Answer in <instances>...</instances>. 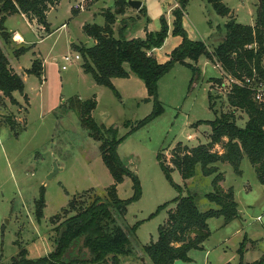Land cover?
Wrapping results in <instances>:
<instances>
[{
  "label": "rangeland",
  "instance_id": "1",
  "mask_svg": "<svg viewBox=\"0 0 264 264\" xmlns=\"http://www.w3.org/2000/svg\"><path fill=\"white\" fill-rule=\"evenodd\" d=\"M92 1L88 10L73 15V0H61L47 13L46 21L52 34L43 40H40L35 26L27 24L22 17L9 18L5 26L22 36L26 47L37 44L18 60L13 58V51L21 45L11 43L5 46L0 37V50L18 74L31 67L33 52L37 56L35 59L44 62L40 78L21 76L27 99L13 93L20 106L0 97V264H11L21 249L27 252L29 259L48 255L53 250V228L65 217H61L57 224H52L50 218L61 214L72 199L88 204L95 196L104 198L106 189L112 184L100 157L99 143L81 126L77 109L69 105L70 99L96 100L91 117L107 130H117V139H122L117 154L140 182V200L131 203L123 219H119L126 231L138 225L134 233L128 232L131 254L121 257L120 264H152L143 247L156 241L158 227L166 222L168 210H174L175 205H168L147 220L157 207L179 195H191L200 212L217 209L204 198L205 194L212 192L213 177L203 176L199 166L195 176L187 181L173 171L172 180L181 189L177 191L166 181L156 157L169 165L176 146L192 148L208 142L210 127L194 125L198 121L214 120V112L231 110L225 98L230 90V80L222 75L224 85L219 87L211 83L210 90L209 79L218 78L221 72L205 57H200L196 64L186 61L199 70L191 85V70L174 65L157 82V96L163 113L129 134L131 127L152 111V103L143 101L147 97L143 82L134 77L117 87L120 94L117 99L109 89L96 85L92 77L83 72L81 57L74 60L78 55L74 47L92 45L82 32L83 25H103V13L113 11L116 0ZM138 1L146 8V15L130 9L136 19L129 25V37L143 38L145 26L149 32L159 31V18L164 16L168 34L162 46L153 53L158 63H164L179 44V39L171 35L174 2ZM222 2L237 23L249 25L251 19L257 17V0ZM228 20V17L218 16L204 0H190L182 17V26L190 40H204L212 49L222 41L224 24ZM121 22L118 27L114 25L116 38ZM42 34L46 36L44 31ZM65 56L71 58L70 63L63 62ZM63 65L65 70L61 69ZM208 95L213 110L209 108ZM235 116L238 126L243 127L246 116L240 111H236ZM7 118L18 125L17 136L10 131ZM214 151L222 152L220 146H215ZM216 166L223 175L222 189L233 190L239 217L225 226L222 218L208 220L209 238L201 249L189 252L190 262L177 264H237L236 251L244 236L248 241L243 263H252L264 253V185L258 183L246 157L240 164V176L228 164ZM41 187L44 188L45 208L38 221L35 204ZM117 194L121 200L132 197L129 178L117 186ZM73 214L71 212L67 217ZM110 263L107 260V264Z\"/></svg>",
  "mask_w": 264,
  "mask_h": 264
},
{
  "label": "trees",
  "instance_id": "2",
  "mask_svg": "<svg viewBox=\"0 0 264 264\" xmlns=\"http://www.w3.org/2000/svg\"><path fill=\"white\" fill-rule=\"evenodd\" d=\"M61 0H0V37L7 44L9 34L4 23L6 18L16 14L23 15L28 22L35 21L46 35L51 33L46 21L47 13L57 6ZM177 7L171 10L173 18L171 35L180 38V44L167 56L164 63H158L151 52L159 49L168 34V26L164 16L159 18L160 29L148 32L144 27V38H126L125 34L129 25L135 20L125 18L121 20L118 37L114 36L113 26L117 16H123L127 4L125 0H116L113 11H105L104 24H85L83 34L94 41L91 47H74L82 59L83 72L90 75L96 85L109 89L113 95L120 99V94L113 86L112 79H128L131 76L138 78L144 84L147 97L143 100L152 103L151 113L131 127L129 134L147 125L163 113V107L158 101L157 82L167 74L176 64L183 65L191 70L193 83L199 75V70L190 61L196 64L200 57H205L210 62L220 66L224 76L232 80L230 90L225 98L229 108L228 112H214V120L198 121L195 127L207 125L210 134L206 144L195 147L178 145L172 150L169 165L156 157L158 166L169 185L180 191L171 177L177 171L182 180L187 181L195 176L199 166L201 174L213 177L211 181L212 192L204 198L216 205L217 209L200 212L191 195L177 196L170 202L159 207L147 220L174 204V210H168L167 220L157 229V239L143 251L152 264H176L190 262L188 256L192 250L201 249V245L209 238L207 221L210 219H223L227 225L239 217L238 206L234 200L233 190L224 191L220 185L223 175L217 164H228L238 176L241 175L240 164L244 157L253 167L256 179L264 185V98L255 100L256 91L249 88L246 79L254 78L255 81L264 83V0L262 10L258 14L254 26L240 24L230 17V9L222 0H204L220 17H228L224 24V37L222 41L211 49L204 40H190L182 26V17L190 0H174ZM86 0V8L89 6ZM78 12L72 10V14ZM146 15L145 8L139 10ZM32 47H19L13 51V57L19 58ZM43 64L34 59L31 67L24 71L26 75L40 78L43 73ZM225 78V79H226ZM223 79V78H222ZM222 79H210L209 83L222 87ZM23 95L24 82L20 75L10 67L7 57L0 50V93L2 99H8L14 106H20L14 99L13 93ZM209 108L213 110L211 97L207 96ZM70 106L77 109L80 123L89 136L99 143L98 150L101 160L108 170L112 184L106 189V196H95L91 202H77L72 199L67 208L61 210L50 218L52 224H57L61 217L65 219L53 228V250L46 256L38 259L27 258V252L21 249L18 255L11 260V264H120L121 257L131 254L128 232H135L138 225L126 231L121 220L126 214L127 207L141 198V186L138 176L132 172L117 154V148L122 139H117V130H107L91 117L96 108L95 99L81 102L70 99ZM240 111L246 116L243 127L237 124L235 112ZM10 131L17 136V124L10 118L6 119ZM226 140V141H224ZM215 146H220L222 152L214 151ZM125 178L132 182L133 195L127 200H121L117 194V186ZM35 216L39 221L43 217L45 208L44 188L39 190V198L35 204ZM74 213L69 216V213ZM119 219L120 222H119ZM131 230V231H130ZM247 238L244 236L236 251L239 261L237 264H264L263 255L252 263H243ZM73 247L68 257L66 254ZM230 264V263H227Z\"/></svg>",
  "mask_w": 264,
  "mask_h": 264
},
{
  "label": "crops",
  "instance_id": "3",
  "mask_svg": "<svg viewBox=\"0 0 264 264\" xmlns=\"http://www.w3.org/2000/svg\"><path fill=\"white\" fill-rule=\"evenodd\" d=\"M90 4H89V6L84 10V11H86V10H88L89 9V7L92 5V0H87ZM173 2H174V6H175V1L173 0ZM142 8V7H141ZM145 8V7H144ZM130 9L131 8H129L128 6L125 8V11H124V15L123 16H117V21H116V23H115V25L118 27V25H119V22L121 21V20H123V19H125V18H132V19H136L133 15L134 14H131V12H130ZM133 10V9H132ZM136 11V10H135ZM139 11V10H138ZM145 11H146V8H145ZM83 12V11H82ZM71 13H72V8H71ZM77 14H79V12L77 13ZM76 14V15H77ZM136 15V14H135ZM256 15H257V13H256ZM13 16H20V17H22L23 19H25V21L27 22V24H29L30 26H35V28H36V30L38 31V33H40V35L38 34V36H39V38H40V40H43L44 38H46V37H48V36H51V34H52V32L49 34V35H46L45 37L43 36V34H42V31H41V27L35 22V21H32V22H28V20L23 16V15H21V14H16V15H13ZM13 16H9V17H7L6 18V21H5V23H4V27H5V29H6V31H7V33L9 34V43H7V44H11V43H15V44H18V45H21V46H17V48L18 47H26L25 46V41H24V38L22 37V36H20L19 34H17V33H15V31H13V30H11V29H8L6 26H5V24L7 23V21L9 20V18H11V17H13ZM47 16V15H46ZM230 17L232 18V15L230 14ZM256 19H257V17H256ZM256 19L255 20H253V19H251V23H249V25L250 26H254L255 25V23H256ZM236 22V21H235ZM246 25V24H245ZM63 26V25H62ZM99 26H102V25H99ZM113 28V30L115 31V29L116 28H114V26L112 27ZM49 29H50V27H49ZM147 29V28H146ZM130 28H128L127 29V31H126V34H125V36H126V38H129V39H133V38H137V37H129L130 36V34H129V32H130ZM148 31V30H147ZM149 32V31H148ZM144 36H145V32H144ZM144 38V37H143ZM176 38H178V37H176ZM89 40H91V42H92V45L91 46H93L95 43H94V41L92 40V39H90V38H88ZM140 39H142V38H140ZM179 39V44H180V38H178ZM2 42H3V45H5L6 46V43L2 40ZM40 42V41H39ZM178 44V45H179ZM36 43H33L32 45H30L29 47H32L33 49H35L36 48ZM177 45V46H178ZM90 46V47H91ZM217 46V45H216ZM215 46V47H216ZM86 47H87V45H86ZM214 48V47H213ZM212 48V49H213ZM32 49V50H33ZM154 51H155V49L151 52V54L153 55V53H154ZM33 54V57H34V59L37 57L36 56V53L35 52H33L32 53ZM14 58V57H13ZM8 59V58H7ZM33 59V60H34ZM17 60H18V58H17ZM33 60H31V64H32V61ZM8 61H9V64H10V67L12 68V70L15 72V73H17L16 72V70L12 67V62L8 59ZM209 61V60H208ZM44 62L42 61V64H43ZM212 63V62H211ZM213 65H215V67H217L218 69H219V71L221 72V75L218 77V78H211V79H222V75L224 76V73H223V71L221 70V68H220V66L219 65H217V64H214V63H212ZM262 67H263V69H264V61L262 62ZM29 69V68H28ZM25 70H27V69H25ZM24 70V71H25ZM24 71H23V73L20 75V74H18V75H20V76H22V75H24ZM26 75V74H25ZM22 78V77H21ZM134 77L133 76H131L130 78H128V79H112L111 80V82H112V84H113V86L115 87V88H117V87H119V86H121V85H123V84H127L128 82H130V81H132V79H133ZM210 80V79H209ZM208 83H209V81H208ZM210 86H211V83H209V89H210ZM211 90V89H210ZM0 97L2 98V95H1V93H0ZM6 99V98H5ZM145 99V98H144ZM224 141H226V140H224ZM177 264V263H176Z\"/></svg>",
  "mask_w": 264,
  "mask_h": 264
},
{
  "label": "built area",
  "instance_id": "4",
  "mask_svg": "<svg viewBox=\"0 0 264 264\" xmlns=\"http://www.w3.org/2000/svg\"><path fill=\"white\" fill-rule=\"evenodd\" d=\"M174 7H177V4H175ZM85 9H86V0H73L72 10H74L76 12H82ZM79 59H80L79 55L74 56V60L77 61ZM63 62L64 63H70L71 58L65 56L63 58ZM61 69L65 70L66 66L63 65L61 67ZM230 82H232V80ZM246 84L248 85L249 88L256 91L255 100H257V101L263 100V98H264V83L263 82L255 81L254 78H248V79H246Z\"/></svg>",
  "mask_w": 264,
  "mask_h": 264
},
{
  "label": "water",
  "instance_id": "5",
  "mask_svg": "<svg viewBox=\"0 0 264 264\" xmlns=\"http://www.w3.org/2000/svg\"><path fill=\"white\" fill-rule=\"evenodd\" d=\"M127 6L133 10H140L141 9V2L138 0H125ZM262 10V0H257V13L259 14ZM55 167V166H54ZM73 250V247H71L66 254V257H68L69 253Z\"/></svg>",
  "mask_w": 264,
  "mask_h": 264
}]
</instances>
